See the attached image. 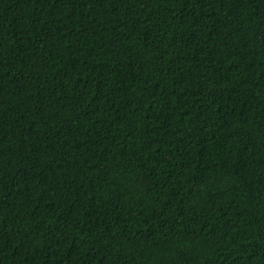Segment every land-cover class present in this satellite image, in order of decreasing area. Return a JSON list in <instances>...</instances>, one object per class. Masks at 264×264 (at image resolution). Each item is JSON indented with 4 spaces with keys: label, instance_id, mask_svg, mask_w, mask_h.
<instances>
[{
    "label": "trees",
    "instance_id": "1",
    "mask_svg": "<svg viewBox=\"0 0 264 264\" xmlns=\"http://www.w3.org/2000/svg\"><path fill=\"white\" fill-rule=\"evenodd\" d=\"M0 264H264V0H0Z\"/></svg>",
    "mask_w": 264,
    "mask_h": 264
}]
</instances>
